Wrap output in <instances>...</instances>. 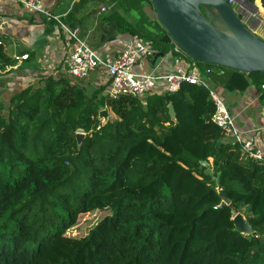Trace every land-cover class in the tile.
Returning a JSON list of instances; mask_svg holds the SVG:
<instances>
[{"label":"trees","instance_id":"obj_1","mask_svg":"<svg viewBox=\"0 0 264 264\" xmlns=\"http://www.w3.org/2000/svg\"><path fill=\"white\" fill-rule=\"evenodd\" d=\"M115 3L112 16L126 6L125 31L157 53L194 63L216 91L254 86L264 104L260 73L191 60L144 11L150 0ZM11 64L0 46V71ZM105 90L48 76L0 102V264H264V161L224 142L209 90L115 100ZM105 108L116 118L103 124ZM243 208L249 235L233 220ZM99 212L108 214L73 234Z\"/></svg>","mask_w":264,"mask_h":264},{"label":"crops","instance_id":"obj_2","mask_svg":"<svg viewBox=\"0 0 264 264\" xmlns=\"http://www.w3.org/2000/svg\"><path fill=\"white\" fill-rule=\"evenodd\" d=\"M40 1L57 20L32 13L15 0H0V40L5 55L12 61L10 66L0 71V102H8L15 91L32 87L48 76H66L72 84L80 85L90 93L106 87L107 93L109 78L102 70L84 79L68 75L69 42L60 24L77 30L81 39L99 55H115L134 37L125 31L126 22L131 21L124 13L127 7L121 5L115 16L111 14L115 10V2L124 0ZM143 9L147 12V4H143ZM133 11L130 12L135 15ZM244 14L247 16L248 12ZM23 55H28V59L18 60ZM153 58L140 61L137 68L143 72L169 73L174 70L179 57L164 54L155 64ZM219 91L237 128L245 139H253L255 147L264 153V104L260 100V91L254 86L244 93H232L221 88ZM224 142L234 144L229 137L224 138Z\"/></svg>","mask_w":264,"mask_h":264},{"label":"built area","instance_id":"obj_3","mask_svg":"<svg viewBox=\"0 0 264 264\" xmlns=\"http://www.w3.org/2000/svg\"><path fill=\"white\" fill-rule=\"evenodd\" d=\"M25 9L40 16L57 20L47 11L40 0H15ZM237 11L242 7L250 10L253 8L245 0H226ZM257 3V0H253ZM258 4V3H257ZM264 5L263 0L258 4ZM259 12L258 7L255 10ZM263 13V12H262ZM68 39L69 54L66 59L67 73L71 78L84 79L91 73L102 70L109 78L107 94L110 99L131 97L144 99L157 92L173 94L180 90L183 84L203 86L209 90L216 110L212 122L227 133L226 137L233 140L234 144L241 145L242 157L254 161H264V153L258 150L253 139H245L243 133L237 128L235 121L222 97L205 80L199 68L183 58H177L172 72L156 74L143 72L138 69L141 60L153 58L157 52L140 38L133 37L130 43L115 55L101 56L81 39L77 30H72L60 24ZM0 46L2 41L0 40ZM177 50H179L176 47ZM27 60L28 55H23L18 60ZM264 93V84L261 87ZM82 131H79L80 133ZM85 134V133H80ZM225 137V138H226Z\"/></svg>","mask_w":264,"mask_h":264},{"label":"water","instance_id":"obj_4","mask_svg":"<svg viewBox=\"0 0 264 264\" xmlns=\"http://www.w3.org/2000/svg\"><path fill=\"white\" fill-rule=\"evenodd\" d=\"M156 19L165 29L172 43L191 60L212 64L246 74L264 76V35L252 31L239 12L226 0H150ZM261 0H257L259 4ZM254 10L256 7L251 4ZM264 19V14H262ZM264 31V26H262ZM164 54L157 53L155 64ZM175 118L173 105H169ZM108 123L107 109L99 113V119ZM84 134L77 133L79 141ZM223 206L231 201L223 191L219 192ZM236 230L252 234V226L241 215L234 217Z\"/></svg>","mask_w":264,"mask_h":264},{"label":"rangeland","instance_id":"obj_5","mask_svg":"<svg viewBox=\"0 0 264 264\" xmlns=\"http://www.w3.org/2000/svg\"><path fill=\"white\" fill-rule=\"evenodd\" d=\"M147 12L152 17L155 18L156 15H155V11L153 7L147 5ZM238 12L241 18L244 20V22L247 24V26L252 31H254L257 34H260L261 36L264 35V31L262 30V26H264L262 14H264V12L263 13L256 12L253 8H251L250 10H246V9H243L242 7L238 10ZM244 12H248V15L246 16ZM217 92L219 96L221 97V93L219 91ZM4 104H7V102ZM107 113H108L109 121L115 120L116 116L110 110H108ZM101 120H102V123L104 124V121H105L104 118H102ZM80 133H83V132H80ZM84 137H85V134L83 135V138ZM107 214H108L107 212H99V213H94V214L83 215L76 229L73 231V234L78 235V236L86 235ZM237 215H241L244 221L247 222V219L249 217V212L247 208H243L239 212L235 213L234 217H236ZM263 232H264V229H263ZM245 235H249V234H245Z\"/></svg>","mask_w":264,"mask_h":264}]
</instances>
